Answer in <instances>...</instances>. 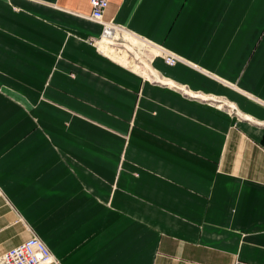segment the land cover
Returning <instances> with one entry per match:
<instances>
[{
  "label": "crops",
  "instance_id": "obj_1",
  "mask_svg": "<svg viewBox=\"0 0 264 264\" xmlns=\"http://www.w3.org/2000/svg\"><path fill=\"white\" fill-rule=\"evenodd\" d=\"M89 11L0 0V255L264 264V0H108L130 66Z\"/></svg>",
  "mask_w": 264,
  "mask_h": 264
},
{
  "label": "built area",
  "instance_id": "obj_2",
  "mask_svg": "<svg viewBox=\"0 0 264 264\" xmlns=\"http://www.w3.org/2000/svg\"><path fill=\"white\" fill-rule=\"evenodd\" d=\"M88 4L89 19L102 24V35L106 36L113 28L110 23L102 22L108 0H88ZM163 60L166 65L174 63V59L170 56H164ZM53 262L50 252L35 235H30L24 242L0 255V264H51Z\"/></svg>",
  "mask_w": 264,
  "mask_h": 264
},
{
  "label": "bare ground",
  "instance_id": "obj_3",
  "mask_svg": "<svg viewBox=\"0 0 264 264\" xmlns=\"http://www.w3.org/2000/svg\"><path fill=\"white\" fill-rule=\"evenodd\" d=\"M92 22H94V21H92ZM94 23H96V22H94ZM100 25L102 26V24H100ZM119 34H120L119 31L116 30L113 26V28H111V31L108 32L106 36L101 34L100 39H98L97 41L94 42L95 47L101 53H103V55L109 57L110 59L115 60L124 66H130L131 62L127 58L120 56V54H118L115 50H113L110 46H108V44H112L113 39L119 38ZM123 37H124V33H123ZM164 54H165V56L172 57L174 59V63H175L176 58L174 56L167 54V53H164Z\"/></svg>",
  "mask_w": 264,
  "mask_h": 264
},
{
  "label": "trees",
  "instance_id": "obj_4",
  "mask_svg": "<svg viewBox=\"0 0 264 264\" xmlns=\"http://www.w3.org/2000/svg\"><path fill=\"white\" fill-rule=\"evenodd\" d=\"M261 142H262V144L264 145V134H263V137H262V139H261Z\"/></svg>",
  "mask_w": 264,
  "mask_h": 264
},
{
  "label": "rangeland",
  "instance_id": "obj_5",
  "mask_svg": "<svg viewBox=\"0 0 264 264\" xmlns=\"http://www.w3.org/2000/svg\"><path fill=\"white\" fill-rule=\"evenodd\" d=\"M117 39V38H116ZM118 40V39H117ZM113 43H114V39H113Z\"/></svg>",
  "mask_w": 264,
  "mask_h": 264
}]
</instances>
